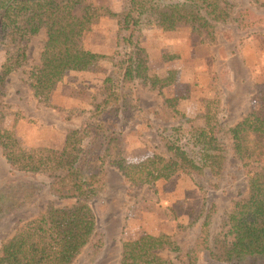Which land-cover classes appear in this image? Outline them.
I'll return each mask as SVG.
<instances>
[{
    "label": "trees",
    "instance_id": "obj_1",
    "mask_svg": "<svg viewBox=\"0 0 264 264\" xmlns=\"http://www.w3.org/2000/svg\"><path fill=\"white\" fill-rule=\"evenodd\" d=\"M124 1L126 8L118 15L121 36L112 55L106 56L78 45L100 18L114 16L106 8L94 7L87 0H0L5 48L0 64V100L9 74L27 63V41L41 30L46 40L40 50V64L30 67L25 80L38 103L47 105L54 86L70 72H87L105 61L114 70V76L100 84L102 100L77 131L67 134L62 149L26 148L12 130H0L2 156L11 172L51 176L52 195L76 199L69 209L50 207L16 227L13 236L0 245V264H71L83 249L91 251L95 260L99 258L104 237L96 229L88 201L103 189L105 163L115 166L134 187L153 186L182 174L202 180L200 190L214 191L225 181L229 151L241 162L247 196L233 204L226 216V231L213 232L216 212L209 204L202 211L199 232L192 242L178 243L165 234L143 235L122 243L119 264H173L157 254L164 249L174 253L179 264H200L204 254L214 262L229 264L257 256L264 264V93L259 94L257 107L233 127L220 123L218 98L205 101L198 124L175 110L173 100L166 99L177 124L169 128L156 124L161 154L137 164L126 165L120 159V133L111 131L98 150L87 148L102 134L107 117L122 116L127 121L142 114L136 90L148 85L147 55L139 42L145 26L156 21L163 32H171L179 23L190 24L213 42L221 26H231L237 33L264 27V14L240 6L238 0ZM192 127L195 130L190 132ZM0 201H4L1 195ZM30 203L35 200L25 202L26 206ZM9 208L0 205V212Z\"/></svg>",
    "mask_w": 264,
    "mask_h": 264
},
{
    "label": "rangeland",
    "instance_id": "obj_2",
    "mask_svg": "<svg viewBox=\"0 0 264 264\" xmlns=\"http://www.w3.org/2000/svg\"><path fill=\"white\" fill-rule=\"evenodd\" d=\"M238 1L240 6L256 14H264V0ZM87 2L106 8L114 16L100 18L78 40V45L91 53L110 56L121 36L118 15L125 10V1ZM140 34L139 42L146 52L148 67V85L136 90L142 114L127 121L122 116L107 117L101 131L103 136L98 134L90 142L89 151L100 149L103 138L113 131L120 133L118 151L124 164H137L160 155L155 125L169 128L178 121L165 103L168 98L173 100L175 110L195 119V124L200 122L205 101L213 98L219 99L218 119L226 127L234 126L257 107V98L264 93V27L237 33L231 26H221L216 30L215 40L210 42L205 32L190 24L179 23L173 31L163 32L154 21ZM1 37L0 32V64L5 49ZM45 40L44 30L31 37L26 44L27 63L7 77L0 100V130H12L23 147L60 150L67 134L77 131L93 106L102 100L100 84L106 77H113L114 70L105 61L87 72H70L54 86L51 102L38 103L25 80L30 67L40 64V50ZM194 130L192 127L190 132ZM228 153L225 181L214 191L200 190L202 180H192L182 174L160 180L153 186L134 187L115 166L105 163L103 189L88 201L96 218V229L104 237L103 251L95 260L91 251L83 249L71 264H119L122 243L143 235L165 234L173 236L175 242L188 244L198 234L202 211L209 204L214 205L216 212L213 232L226 231L227 214L234 203L247 196V178L241 162ZM52 181L48 175L32 177L11 172L0 148V195L4 197L0 205H10L9 211L0 212V245L13 236L16 227L39 212L50 207L69 209L76 204V199L52 195L49 189ZM15 197L21 201H17L19 204ZM30 199L35 203L26 206L25 202ZM157 254L179 264L175 254L167 249ZM200 264L229 263L214 262L204 254ZM239 264H262V259L246 257Z\"/></svg>",
    "mask_w": 264,
    "mask_h": 264
},
{
    "label": "crops",
    "instance_id": "obj_3",
    "mask_svg": "<svg viewBox=\"0 0 264 264\" xmlns=\"http://www.w3.org/2000/svg\"><path fill=\"white\" fill-rule=\"evenodd\" d=\"M226 73H227V72L225 71V74H226ZM228 86H230L229 83H228ZM52 98H53V95L51 94L50 99H49L50 102L52 101ZM168 99H170V98H168ZM247 114H248V113H247ZM247 114H246V115H247ZM236 124H237V123H236ZM236 124H235V125H236ZM232 127H233V126H232Z\"/></svg>",
    "mask_w": 264,
    "mask_h": 264
}]
</instances>
